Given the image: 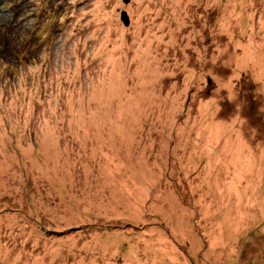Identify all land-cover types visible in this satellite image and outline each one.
I'll list each match as a JSON object with an SVG mask.
<instances>
[{"label":"rangeland","instance_id":"rangeland-1","mask_svg":"<svg viewBox=\"0 0 264 264\" xmlns=\"http://www.w3.org/2000/svg\"><path fill=\"white\" fill-rule=\"evenodd\" d=\"M0 264H264V0H0Z\"/></svg>","mask_w":264,"mask_h":264},{"label":"water","instance_id":"water-1","mask_svg":"<svg viewBox=\"0 0 264 264\" xmlns=\"http://www.w3.org/2000/svg\"><path fill=\"white\" fill-rule=\"evenodd\" d=\"M123 1L125 2V1H128V0H123ZM121 17H122L124 23H128L129 19H128V17H127L125 12L121 13Z\"/></svg>","mask_w":264,"mask_h":264}]
</instances>
